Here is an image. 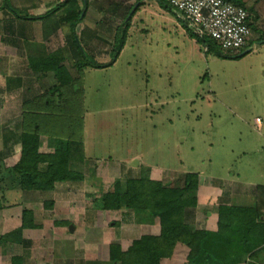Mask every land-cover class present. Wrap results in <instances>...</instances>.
I'll list each match as a JSON object with an SVG mask.
<instances>
[{
    "label": "rangeland",
    "instance_id": "obj_1",
    "mask_svg": "<svg viewBox=\"0 0 264 264\" xmlns=\"http://www.w3.org/2000/svg\"><path fill=\"white\" fill-rule=\"evenodd\" d=\"M9 1L19 12L24 9L19 7L21 0ZM242 1L255 21L247 53L222 52L228 55L219 56L215 52H205L203 45L201 47L180 27L163 20L159 14L163 12L178 19L175 12L161 7L158 0H143L144 9L157 13H137L139 16L132 20L123 49L114 57L111 43L116 26L122 23L130 7L133 6L134 10L138 1L115 0L110 10L104 8L106 11L99 14V9L90 8L98 1L88 0L81 25L93 30L95 23V32L105 36L108 44L103 46L104 49H94L82 32L79 38L96 62L105 64L116 60L107 67L75 70L76 59L71 58L61 38L67 31L63 27L48 42L49 47L45 45L46 51L40 52L48 54L49 51L56 56L63 54L66 58L62 64L72 80L61 85L60 92L52 89L58 84L51 71L45 72L42 78L38 77L41 72H34L30 65H26L23 56L10 57L15 64L9 67L11 64L5 59L3 43H0V181L1 189L3 187L0 216L2 209L11 211L12 206L5 203L4 195L7 199L14 196V191L3 193L7 186L4 180L13 186L19 184L20 177L12 169L20 156L18 137L22 131L29 128L38 131L43 140L55 136L63 139L58 140L57 145L53 143L50 151L44 153L64 150L68 148V140L74 141L75 146L71 144L70 152L82 149L85 159L71 160L70 163L71 170L80 175L78 181L66 182L65 189L60 185L50 194L35 190L27 192L30 205L24 204L22 197L14 203L29 205L34 210L32 218L40 226L30 228L36 236L28 240L33 248L40 235L48 238L42 245L49 249V252L43 251L45 260L51 264L60 261V251H55L50 234L55 235V221L69 216V210L61 206L52 211L53 207L48 203L50 196L62 195L70 204L81 210L85 208V216L89 213V223L85 221V225L81 216V221H77V234H87L90 225L95 227V233L100 234L103 229L105 236L115 241L122 233L126 234L127 227L133 229L127 237L124 236L129 246L143 230L126 225L125 217L121 218L117 211H97L96 219V209L91 210L94 207L90 205L91 194L112 190L116 179L122 189L126 180L142 178L160 182L165 187L181 188L184 175L190 172L218 186V201L223 203L217 202L214 206L216 216L221 206H253V193H259L255 187L264 189V0ZM35 2L27 0L26 4ZM102 6H105L104 2L98 4V7ZM2 17L5 22L0 24V32L7 30L5 34L12 41L20 42L24 35L17 31L29 21L3 10L0 19ZM47 20L49 24L50 20ZM2 25L7 27L2 28ZM94 37L96 41L102 40L97 35ZM39 51L35 49V55ZM22 52L28 54L32 50ZM27 100L33 103L23 107L22 102ZM43 104L48 105L43 107ZM78 141L81 142L79 148L76 147ZM133 160H137V165L132 164ZM184 205V217L189 215L188 212L198 211L193 193L185 194ZM260 206L264 210V203ZM203 208L211 207L203 205ZM127 212L128 219L135 221L148 217L147 213ZM208 212L209 215L212 213L211 210ZM95 220L98 225H94ZM112 222H118V225L112 226ZM71 224L66 226L68 232L72 231L69 229ZM121 225L125 226L124 230ZM4 230L0 225V238L5 236L2 239L5 241L0 242V252L6 248V261H9L10 254L24 247L7 241L10 237L6 238L8 232ZM225 244L221 245L218 240L215 245V254L219 258L223 257L219 253ZM253 253L255 255L249 256L250 253L244 252L240 261L230 264H264V245ZM80 261L81 264H91ZM62 262L65 260L57 264Z\"/></svg>",
    "mask_w": 264,
    "mask_h": 264
},
{
    "label": "trees",
    "instance_id": "obj_2",
    "mask_svg": "<svg viewBox=\"0 0 264 264\" xmlns=\"http://www.w3.org/2000/svg\"><path fill=\"white\" fill-rule=\"evenodd\" d=\"M228 1L245 7L242 0ZM102 2L105 6L98 7L101 11H106L104 8L107 7L110 10V6L114 4L113 0ZM158 2L161 7L173 12L172 7L166 0H158ZM87 6L88 0H63L41 15L30 16L27 13H22V10L19 12L10 4L9 0L0 2V10H5L11 15L19 16L21 19L41 20L42 23L46 24V27L52 30L66 27L67 31L64 37L67 47L76 59L73 66L77 71H81L86 67H107L115 61V59H112L108 63L100 64L86 52L81 38L78 36L77 26L83 21ZM132 8L133 6L124 16L122 23L116 26V34L112 42V56L114 53V57L116 54V57L118 56L125 44L132 15L129 12ZM47 19L51 21V25L48 24ZM250 19V27L255 29V21L251 13ZM178 20L191 37L200 45L207 47L206 52H215L219 56L228 55L223 54L208 38H197L184 21L179 18ZM78 56L80 57L78 58ZM63 59H65L63 54L61 56L52 54L29 57V65L33 71L43 73L51 71L58 84L54 85L52 89L60 92L59 87L72 80L62 64ZM53 138L43 140L38 131H32L30 128L19 134L20 156L12 171L17 173L20 179L18 186L14 185V187L20 190L48 191L53 189L57 182L78 181L80 179V175L71 170L70 163L71 160L81 161L82 149L74 153L70 152L69 147L74 141L68 140L66 144L68 148L64 150L56 149L52 154L42 152L41 148L44 143L53 146ZM80 144L81 142L78 141L76 147L79 148ZM73 146L75 145L73 144ZM183 183L181 188H173L165 187L160 182H150L149 179L142 178L126 180L124 189H122L120 181L116 179L112 190L96 195L91 194V202L101 210L117 211L126 209L133 210L137 214L144 215L147 213L148 217L146 219L149 221L157 216L159 218L160 233L158 236L142 235L139 239L133 241L127 251H121L117 243H112L109 247V259L112 264H160L161 258L171 255L177 242L197 244L196 252L188 259L186 264H230L232 261H240V256L244 252L250 253L249 256L255 255L253 250L264 245V210L260 206L264 203L263 188L255 187V190L258 189L259 193L256 194L254 191L255 201L252 207L240 205L219 207L217 229L215 231L191 230L184 221L185 194L193 193L194 195L198 187L197 174L186 173ZM48 203L52 204L51 201ZM32 214L31 209L23 208L21 225L16 230H11L5 234L6 238L10 237L8 240L18 241L24 246L26 241L21 239L22 229L38 227L33 222ZM3 238L5 239V236ZM2 239L0 238V242L5 241ZM218 240L221 245L226 242L225 248L221 249L220 253L218 252L223 256L221 258L218 254H215L217 252L215 245ZM21 260V257L14 256L10 264H22Z\"/></svg>",
    "mask_w": 264,
    "mask_h": 264
},
{
    "label": "crops",
    "instance_id": "obj_3",
    "mask_svg": "<svg viewBox=\"0 0 264 264\" xmlns=\"http://www.w3.org/2000/svg\"><path fill=\"white\" fill-rule=\"evenodd\" d=\"M1 1L2 0H0V2ZM13 1L15 2V0H13ZM62 1L63 0H36L35 3L27 5L26 4L27 0H21L19 2V3H22L20 6H19L18 2H16V4L20 8H24V9H22L24 13H27L30 16H32V15L38 16V15L43 14L47 10L53 8L54 6H56L58 3H61ZM96 1H98L97 3L100 5V3L104 0H96ZM113 1H115V0H113ZM126 1H128V0H126ZM129 1H131V0H129ZM136 1H138L137 3L139 4V6L137 7V5H138L137 4L136 7L134 8V10L133 9L131 10L132 15H131V20H130V25L132 24V20L136 16H139V15H137V13L143 14V12H141V11L146 12V14H152V15L157 13L154 11H152V13H149L147 8L144 9V5L142 4L143 0H136ZM98 4H96L95 6H90V8H95V9L97 8L98 9ZM26 8L30 9L32 12H30V13L27 12L28 10ZM3 11L6 14H10V13L6 12L5 10H3ZM1 12H2V10H0V13ZM102 13H103V11L100 10L99 14H102ZM171 13H173V12L171 11ZM159 14L162 15L163 20L170 22L171 24L175 25L176 27H180L182 29V31H184L186 34H188L185 27L182 25V23L176 17L173 18V17L168 16L166 13H163V12L159 13ZM3 21L5 22L4 18L2 17L0 19V24L3 23ZM28 21L29 22H27V23L25 22L27 24L25 27H22V28L20 27L21 29H19L17 31V32H21L24 35L23 37L20 38V42H18L16 40L12 41L11 38L5 34V32L7 33V30L0 32V43L1 42L3 43V44L1 43L3 45L2 48L5 50V51L3 50L4 51L3 55L5 56V59H8V63L11 64L9 67H11L12 64L13 65L15 64V62H13V60H10V57H15L16 55H18V57L23 56L25 61H26V65H29V57H35V56L41 57V55L47 56V55L53 54L52 52H49V51H47L48 54H41L40 52L42 50L46 51L47 47L45 45L47 44V46H48V42H50L52 40L53 36L57 35L62 28L59 27V28H56L55 30H52L49 27H46V24L42 23L41 20H33V21L28 20ZM8 22L9 21H7V23ZM34 23H36V24H34ZM49 24L51 25V21ZM94 25H95V23L93 24V30H94ZM6 27L7 26L2 25V28H6ZM130 27L131 26H129V29H130ZM88 28L89 27H87V28L83 27L80 23L77 26L78 36L80 35V32H82V35L84 34L85 36H87L89 38V40L87 39V41L91 42L94 49H96V48L104 49L106 47L105 44H108V42H106V40H108V39L105 36L100 35L98 31L95 32V30L93 31L91 28H89V29ZM129 29H128V31H129ZM128 31H127V37H128V33H129ZM95 35L99 36V38L102 40L96 41L97 39L94 37ZM5 37H9V38L6 39ZM62 37H63V42L66 43L64 35L61 36V38ZM127 37H126V39H127ZM189 37L194 39L190 35H189ZM38 38H39V41L36 40ZM195 42L198 43L196 40H195ZM109 43H111V42H109ZM50 45L52 46V43H50ZM103 46H105V47H103ZM59 47L60 46H58L57 48H59ZM66 47H67V44H66ZM35 49L36 50L40 49V51L37 52V55H35V52H34ZM21 50H24V51L25 50H32L31 53L30 52L28 53L32 56H30L28 54H24L26 52L21 53ZM67 50L69 51V53H71V58H73V53L69 50V48H67ZM17 52H19V53H17ZM205 52H206V50H205ZM65 59H63V60H65ZM26 72L27 71H25V73ZM34 72H32V73H34ZM39 75L40 76H38V77L42 78L46 74L41 72ZM52 75H53V73H52ZM54 79H56V78L54 77ZM7 92H9V91H7ZM32 103H33L32 101H31V103H29L28 100L23 101L22 106L23 105L26 106L27 104H32ZM47 105L48 104H43L42 106L44 107ZM58 140L63 141V139L57 138L55 136L53 138V143L55 145H57ZM46 145L47 144L44 143L43 147L41 148L42 152H45L46 150L50 151V149L52 148L51 146H48V145L46 146ZM84 151H86L85 147H84ZM48 153H50V152H48ZM19 154H20V152H19ZM81 160H83V161L85 160L83 158V156H82ZM91 177H93V176H91ZM197 179H198V187H197L194 195H195V200H196V204H197L196 208L198 209L199 213L197 210L195 211V213L188 212L189 215L184 217V221H185V223H187L188 227H190V229H192V230L203 229V230L215 231L217 229V216L213 210H215L214 206H216L217 202H220V201H218L219 195L217 194V191H216L218 186L216 184H213V185L209 184V182H207L206 179H204V180L201 179L199 174H197ZM67 182H69V181H67ZM80 182H82V180ZM3 183L7 184V186L5 185L6 190L3 191V193L9 192V191H11V192L14 191V192H12V193H14V196L11 199H7V196H5V195L3 197L5 199V203L12 205L11 208L9 209L11 211H7V210L2 209V213L0 216V225L4 226V229H5L4 231L9 232L12 230V228L14 229L17 226L19 227L21 225L22 209L23 208L32 209L29 206L31 204V202L29 201L30 199H28L29 195H27L26 193L27 192H33V190H20V189L14 187L10 183V181H8V180H4ZM64 183H66V182H57V183H55L53 189L48 190L46 192L49 194L53 193V191H55V189L57 190L60 185L62 186L63 189H65L67 187V185ZM1 186L2 185H1V181H0V189H1ZM92 187H94V185ZM2 189H3V187H2ZM2 189H1L0 194H2ZM35 191H41V190H35ZM93 191H95V190H93ZM16 194H17V197H16ZM21 197L24 200L23 201L24 204H29V205H26V206L14 205V203L16 202V199H18L17 201H19L21 199ZM30 197H32V196H30ZM50 199L52 202L51 207H53L52 211H54V208H58L59 206H61L62 208H67L69 210V216L60 217L59 218L60 220H57L54 222V223H57V226H55V225H53L55 227L52 226L53 229L55 230L54 231L55 235H53V233L50 234L53 241H54L53 242L54 246H56L54 248L55 251L56 252L60 251V253H59L60 256H59L58 260H60V261L65 260V262H62L59 264H71L72 260H74V264H75L76 260L78 261V263H76V264H81L80 260H83L84 262L89 261L91 264H111V261L109 259V247L112 243H117L118 245H120L121 251H127L130 248L132 241L134 239L135 240L139 239L142 235L158 236L160 233V224H159V218L158 217H155V219H153L152 221H149L147 219L144 221H138V220L135 221L133 219H128V217H127V215H128L127 211L128 210L120 209V210H117V212L121 218L125 217L126 225H128V224L134 225L133 226L134 229L136 227L137 230H139V229L143 230L142 232H140L139 235H137V237H134V239L130 241L131 242L130 246L128 244H126L127 243L126 237H127L129 232H133V229L127 228V227H126V234L122 233V236L119 237L118 239L114 238V239H117L115 241L112 238L110 239L109 237H106L105 234L103 233V229L101 230L102 232L100 234L95 233V227L90 226V225H88V227L91 230L87 234H80V233L77 234V227H78L76 225L77 221H81V219H80V216H81L84 223H85V221L87 223H89V213L87 212V216H85V214H84L85 208H82V210H81L78 207L74 206L72 203L70 204L68 199L64 198V196H62V195L57 196V198L54 196H50ZM220 203H223V202H220ZM90 205L92 207H94L91 210L96 209L95 215H96V219H97V216H98L97 211H100L101 209L95 207L93 203H91ZM203 205L206 207H211V208H205L204 209ZM210 210L212 211V213L209 215L208 211H210ZM50 212H51V210H50ZM90 220H91V218H90ZM97 221L98 220H95L94 225L96 224ZM33 222L35 224H37L35 219H33ZM67 223L74 224V229H73L74 231L73 230L71 232L67 231V228H66V226L68 225ZM87 223H85V225ZM111 224H112V226L113 225L116 226V225H118V222H112ZM85 225L82 226L81 228L82 229L85 228ZM96 225H98V224H96ZM37 226H40V225L37 224ZM121 227L123 230L125 229L124 228L125 226L121 225ZM34 236H36V235L32 234L30 232V228H24V229H22V232H21V239L26 241L24 246L21 245V243L18 241L8 240V241H10V243L12 245H19V246L24 247V248H19L18 250L14 251V253L10 254L11 259L14 256H19L22 259L21 260L22 264H51V261L45 260L43 257V253H44L43 251L47 252L49 250L47 248L48 247L47 245H44L45 247H42V245L48 241V238L46 236L40 235L38 243L35 242V245H33L34 247L32 248V247H30L31 246L30 244H32V242L30 240L34 239L35 238ZM124 236H126V237H124ZM23 237H26V239ZM107 238H109V239L107 240ZM28 239H30V240H28ZM196 250H197V244H195V243L177 242L173 247V251H172L171 255L168 257L161 258L159 263L160 264H186L188 259L192 257V255L196 252ZM5 252H6V248H5V251L0 252L1 253L0 264H10V257H9V261H6L7 256L5 255ZM61 254H63V255H61ZM60 261H58V262H60ZM58 262H54L52 264H57ZM231 264H234V263H231Z\"/></svg>",
    "mask_w": 264,
    "mask_h": 264
},
{
    "label": "built area",
    "instance_id": "obj_4",
    "mask_svg": "<svg viewBox=\"0 0 264 264\" xmlns=\"http://www.w3.org/2000/svg\"><path fill=\"white\" fill-rule=\"evenodd\" d=\"M197 38H208L223 53L249 51L250 13L228 0H166ZM204 50L207 47L203 46Z\"/></svg>",
    "mask_w": 264,
    "mask_h": 264
},
{
    "label": "water",
    "instance_id": "obj_5",
    "mask_svg": "<svg viewBox=\"0 0 264 264\" xmlns=\"http://www.w3.org/2000/svg\"><path fill=\"white\" fill-rule=\"evenodd\" d=\"M246 52H247V51H242V52H241L240 54H238V55H242V54H244V53H246ZM132 164L137 165V160H133ZM69 229H70V230H73V229H74L72 224L69 226ZM113 264H115V263H113Z\"/></svg>",
    "mask_w": 264,
    "mask_h": 264
},
{
    "label": "clouds",
    "instance_id": "obj_6",
    "mask_svg": "<svg viewBox=\"0 0 264 264\" xmlns=\"http://www.w3.org/2000/svg\"><path fill=\"white\" fill-rule=\"evenodd\" d=\"M247 53V52H246Z\"/></svg>",
    "mask_w": 264,
    "mask_h": 264
}]
</instances>
